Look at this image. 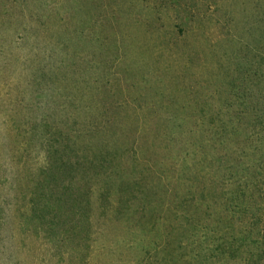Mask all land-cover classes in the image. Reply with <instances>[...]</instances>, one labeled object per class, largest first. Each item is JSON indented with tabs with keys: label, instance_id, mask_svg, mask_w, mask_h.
Returning <instances> with one entry per match:
<instances>
[{
	"label": "rangeland",
	"instance_id": "1",
	"mask_svg": "<svg viewBox=\"0 0 264 264\" xmlns=\"http://www.w3.org/2000/svg\"><path fill=\"white\" fill-rule=\"evenodd\" d=\"M0 264H264V0H0Z\"/></svg>",
	"mask_w": 264,
	"mask_h": 264
}]
</instances>
